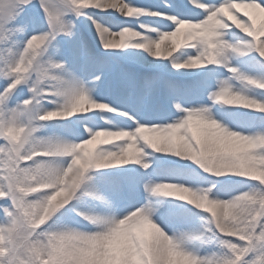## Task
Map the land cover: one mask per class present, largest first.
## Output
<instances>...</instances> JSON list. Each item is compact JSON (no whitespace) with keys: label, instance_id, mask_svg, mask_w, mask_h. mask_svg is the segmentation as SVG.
I'll return each mask as SVG.
<instances>
[{"label":"snow or ice","instance_id":"6c2138e0","mask_svg":"<svg viewBox=\"0 0 264 264\" xmlns=\"http://www.w3.org/2000/svg\"><path fill=\"white\" fill-rule=\"evenodd\" d=\"M0 264H264V0H0Z\"/></svg>","mask_w":264,"mask_h":264},{"label":"rangeland","instance_id":"374dc122","mask_svg":"<svg viewBox=\"0 0 264 264\" xmlns=\"http://www.w3.org/2000/svg\"><path fill=\"white\" fill-rule=\"evenodd\" d=\"M136 2L143 4V5H152V4L159 3V0H136ZM139 23L148 24L152 27L155 26V24L153 23V19L149 18V17H140L139 21H137L134 26H138ZM118 39L119 38L117 37V40ZM243 59L249 60L250 58L244 57ZM223 78H225V76H223ZM217 108H219V110L221 112L225 113L226 119L231 120L233 123H235L237 125H240L242 127H250L252 124L251 120H249V118H248V116L250 115V113H248V110L241 109L242 110L241 112H234V111H231L230 108H221L220 106H217ZM249 110L250 111H257V109H249ZM230 114H232L231 116H235V117H231ZM87 115L94 117L92 120L87 121V124L89 127H93V128L97 127V126L110 127V126L104 125L106 121H111L110 120L111 117L109 116V113L107 114V112H103L101 110H96L92 113H88ZM73 119H75V117ZM52 123L55 124V123H64V122H52ZM229 127L231 128L232 126L229 125ZM80 130L82 131V128ZM146 160H147V162L152 163V167H154V168L161 167L155 161V158L150 153V151H149V154L146 155ZM90 175L93 176V181H90L89 183L98 182V177L95 173H90ZM190 178L192 180L198 182L197 177L191 176ZM221 179H225V178H221ZM199 186L204 187L206 185L201 184ZM232 190L233 191H242V190H245V186L241 185V184H237L234 186V188ZM77 207L79 209L84 210V211H86L85 209H90L89 212H96V213H103V212L107 211V206L104 205L102 202L95 201V200H92V199L87 198V197L82 198V200L77 204ZM201 216L203 218H201L197 221V227L202 226L205 223V219H206L207 214L201 213ZM80 219H81L80 217L75 216L73 213H70L67 217H65V220L71 226H77L75 224V221H79ZM192 243L196 246L200 245L199 241H193Z\"/></svg>","mask_w":264,"mask_h":264},{"label":"bare ground","instance_id":"6f19581e","mask_svg":"<svg viewBox=\"0 0 264 264\" xmlns=\"http://www.w3.org/2000/svg\"><path fill=\"white\" fill-rule=\"evenodd\" d=\"M153 20L154 19H157V18H152ZM155 24V23H154ZM158 25H156L155 24V26H153V27H157ZM179 51V50H178ZM184 51H186V50H181V52H179V53H174L175 54V56H176V58L177 59H183L184 57H183V55H182V53L184 52ZM187 51H191V50H187ZM199 71H201V72H207L208 70L207 69H204V70H199ZM227 75H229L225 70H223L222 68H217V70H216V72H214L213 74H212V76H211V78L213 79V80H215V79H223V76H227ZM232 106H234V105H232ZM230 110L231 111H234V112H241L242 110L240 109V108H230ZM232 114H230V116H231ZM231 117H235V116H231ZM124 118V117H123ZM125 119V118H124ZM106 123V122H105ZM108 123V122H107ZM106 123V124H107ZM235 124V123H234ZM123 126V121L121 122V123H119L117 126H114V127H122ZM230 126H232V125H230ZM233 130H235V129H233ZM144 159H145V161L147 162V160H146V156L144 157ZM86 211H90V209H85Z\"/></svg>","mask_w":264,"mask_h":264}]
</instances>
